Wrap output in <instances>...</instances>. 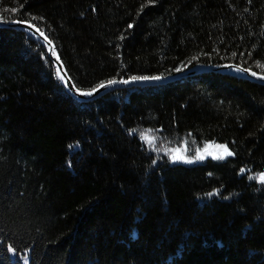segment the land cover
Here are the masks:
<instances>
[{
	"label": "trees",
	"instance_id": "16d2710c",
	"mask_svg": "<svg viewBox=\"0 0 264 264\" xmlns=\"http://www.w3.org/2000/svg\"><path fill=\"white\" fill-rule=\"evenodd\" d=\"M15 20L82 90L196 64L264 76V0H0ZM0 40V264H264V85L206 72L81 102L40 42ZM208 143L232 155L201 159Z\"/></svg>",
	"mask_w": 264,
	"mask_h": 264
},
{
	"label": "water",
	"instance_id": "95a60500",
	"mask_svg": "<svg viewBox=\"0 0 264 264\" xmlns=\"http://www.w3.org/2000/svg\"><path fill=\"white\" fill-rule=\"evenodd\" d=\"M6 25L8 27L16 28L22 31L27 32L31 36L35 37L38 42H40L43 46L47 49L48 57L50 58L52 64L57 70V75L59 81L65 87V89L70 93L74 98L81 102H91L94 101L106 93L114 90L116 88H134V87H144V86H157V85H164L173 81H176V78L173 77H165L161 78L160 80H152V81H132L128 80L129 83L123 82H116L115 84L109 85L105 83V87L101 88L100 86L96 88V92L91 95H85L83 93H92V91H81L76 88V85L72 78L70 77L66 66L62 62L60 55L58 53L56 45L49 39L47 35V40L39 35V32H42L38 27L28 21L22 20H15L10 23L3 24L0 22V26ZM30 29V30H29ZM39 29V32L36 30ZM49 41L51 43H49ZM220 73V74H229L230 76L245 79L248 81L255 82L260 85H264V76L258 74L256 71L248 68H244L237 64H222V65H207V64H198L188 70L185 73L179 75V77H190L201 73Z\"/></svg>",
	"mask_w": 264,
	"mask_h": 264
},
{
	"label": "bare ground",
	"instance_id": "6f19581e",
	"mask_svg": "<svg viewBox=\"0 0 264 264\" xmlns=\"http://www.w3.org/2000/svg\"><path fill=\"white\" fill-rule=\"evenodd\" d=\"M37 27V26H36ZM13 29H15V30H17V31H19V32H21V33H24L25 35L26 34H28L27 32H25V31H22V30H19V29H16V28H13ZM40 29V28H39ZM11 35H12V39H15V38H17L19 41H17L18 43H19V48L20 49H22V50H26V51H28V52H30V54H32V56H33V52L27 47V45L25 44V39H24V37L22 36V35H19V34H17V33H10ZM29 36H30V38H32L33 40H35V41H37L36 40V38L35 37H33V36H31L30 34H28ZM15 37V38H14ZM50 39V38H49ZM11 40V39H10ZM51 40V39H50ZM0 41H2V40H0ZM52 41V40H51ZM13 42H15L14 40H13ZM53 42V41H52ZM16 43V42H15ZM8 44H10V43H8V41H5V43H4V45L5 46H7ZM45 47V46H44ZM46 48V47H45ZM47 50V49H46ZM196 65H198V64H196ZM196 65H194V66H196ZM194 66H192V67H194ZM192 67H190V68H192ZM190 68H187V67H180L179 69H180V71H176V72H173V73H171V74H167V75H155V76H160L161 78H165V77H173V78H176V80L177 81H181V80H183V79H185V77H179V75H181V74H183V73H185L186 72V70H188V69H190ZM155 76H143V77H155ZM186 78H188V77H186ZM125 80H131V78H125V77H122V78H114V79H112V80H109V81H116V82H123V81H125ZM109 81H107L106 83H108ZM144 81H152V80H144ZM62 84V83H61ZM105 84V83H104ZM63 86V85H62ZM158 86V85H157ZM64 87V86H63ZM99 87V86H98ZM97 87V88H98ZM144 87H149V86H144ZM151 87H153V86H151ZM65 88V87H64ZM76 88L77 89H79V90H81V91H87V90H82V89H80V88H78L77 86H76ZM96 89V88H95ZM117 89H121V88H116V89H114V90H111L110 92H108V93H106L104 96H106L107 94H110L111 92H113V91H115V90H117ZM66 90V89H65ZM67 91V90H66ZM90 91H92V90H90ZM68 92V91H67ZM56 93V92H55ZM70 94V93H69ZM70 96H72L71 94H70ZM73 97V96H72ZM101 98V97H100ZM76 99V98H75ZM99 99V98H98ZM98 99H96V100H98ZM96 100H94V101H96ZM84 109H88V107H86V108H84ZM212 145H219V144H213V143H208V144H206V145H204V147H203V149H202V151H201V153H200V157H201V155H203V157H208V156H206L207 154L206 153H208V152H206V151H208V150H210L212 147ZM220 146H222V145H220ZM224 147V146H223ZM227 147V146H226ZM208 148V149H207ZM175 157H177V159L178 160H180V159H182L183 157H182V155L178 152L176 155H175ZM176 159V160H177ZM211 157H208L207 158V160L208 161H211ZM167 165L169 166V167H176V166H180V164L177 162V161H175V160H173V159H169V162L167 163ZM133 233H135V234H137V231L135 232V228H133Z\"/></svg>",
	"mask_w": 264,
	"mask_h": 264
},
{
	"label": "snow or ice",
	"instance_id": "6c2138e0",
	"mask_svg": "<svg viewBox=\"0 0 264 264\" xmlns=\"http://www.w3.org/2000/svg\"><path fill=\"white\" fill-rule=\"evenodd\" d=\"M129 27H131V25ZM36 31L39 32V29H37ZM39 35L41 37H43L45 40H47V37L44 36V33L43 32H39ZM49 43H51V42L49 41ZM177 71H180V69H177ZM160 79H161L160 76H155V77H132L131 78L132 81H137V80H140V81H144V80H160ZM115 83H116V81H109L108 82L109 85H112V84H115ZM123 83H129V81L125 80V81H123ZM100 87L103 88V87H105V85L104 84H101ZM96 91H97L96 89H93L92 90V93H83V94H85V95H91V94H93ZM224 152H225V155H228V156L232 155V153L230 151H228V149H227L226 146H224ZM200 158L203 159V157H200ZM175 159H177V157H173V160H175ZM187 162H191V161H187ZM260 179H261L262 182H264V173H262L260 175Z\"/></svg>",
	"mask_w": 264,
	"mask_h": 264
},
{
	"label": "rangeland",
	"instance_id": "374dc122",
	"mask_svg": "<svg viewBox=\"0 0 264 264\" xmlns=\"http://www.w3.org/2000/svg\"><path fill=\"white\" fill-rule=\"evenodd\" d=\"M225 75H229V74H225ZM211 147L212 148L210 150L206 151V152H208V153H206L207 154L206 156H209V157H222V156H225V152H224V147L223 146H220V145H212ZM260 175L261 174L258 175V179L261 181Z\"/></svg>",
	"mask_w": 264,
	"mask_h": 264
}]
</instances>
